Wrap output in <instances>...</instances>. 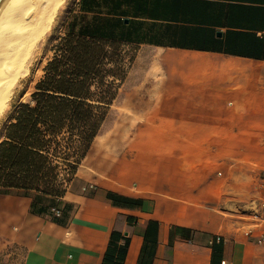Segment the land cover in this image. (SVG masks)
<instances>
[{
    "label": "crops",
    "instance_id": "crops-1",
    "mask_svg": "<svg viewBox=\"0 0 264 264\" xmlns=\"http://www.w3.org/2000/svg\"><path fill=\"white\" fill-rule=\"evenodd\" d=\"M74 13L138 52L63 199L0 189V264H264V0Z\"/></svg>",
    "mask_w": 264,
    "mask_h": 264
},
{
    "label": "trees",
    "instance_id": "trees-1",
    "mask_svg": "<svg viewBox=\"0 0 264 264\" xmlns=\"http://www.w3.org/2000/svg\"><path fill=\"white\" fill-rule=\"evenodd\" d=\"M73 22L52 46L30 99L16 107L6 126L0 142L2 190L63 199L127 79L135 57L124 56L123 44L76 33Z\"/></svg>",
    "mask_w": 264,
    "mask_h": 264
},
{
    "label": "rangeland",
    "instance_id": "rangeland-1",
    "mask_svg": "<svg viewBox=\"0 0 264 264\" xmlns=\"http://www.w3.org/2000/svg\"><path fill=\"white\" fill-rule=\"evenodd\" d=\"M52 1V0H51ZM55 3L50 9L42 7L39 14L31 19L33 23L44 19V30L36 41L35 45L29 49L26 59L20 60L27 49H19L17 59L8 67L7 75L20 74L14 83L13 93L4 107L0 109V142L3 138L6 126L20 103H25L30 99L37 82L43 76V70L52 57V46L64 33L67 26L75 17V10L79 0H54ZM44 15V18L42 16ZM40 27V26H39ZM124 56L129 59L135 57L138 48L135 46L122 45ZM7 85V83H5Z\"/></svg>",
    "mask_w": 264,
    "mask_h": 264
},
{
    "label": "bare ground",
    "instance_id": "bare-ground-1",
    "mask_svg": "<svg viewBox=\"0 0 264 264\" xmlns=\"http://www.w3.org/2000/svg\"><path fill=\"white\" fill-rule=\"evenodd\" d=\"M54 3V0H6L0 9V109L10 99L20 76L18 73L7 75L8 67L17 59L20 48L28 47L20 60L27 58L29 49L45 28L44 19L36 23L31 19L39 14L40 8L50 9Z\"/></svg>",
    "mask_w": 264,
    "mask_h": 264
},
{
    "label": "water",
    "instance_id": "water-1",
    "mask_svg": "<svg viewBox=\"0 0 264 264\" xmlns=\"http://www.w3.org/2000/svg\"><path fill=\"white\" fill-rule=\"evenodd\" d=\"M5 1L6 0H0V9L2 8V6H3V4H4Z\"/></svg>",
    "mask_w": 264,
    "mask_h": 264
},
{
    "label": "built area",
    "instance_id": "built-area-1",
    "mask_svg": "<svg viewBox=\"0 0 264 264\" xmlns=\"http://www.w3.org/2000/svg\"><path fill=\"white\" fill-rule=\"evenodd\" d=\"M220 264H227L225 261H222Z\"/></svg>",
    "mask_w": 264,
    "mask_h": 264
}]
</instances>
